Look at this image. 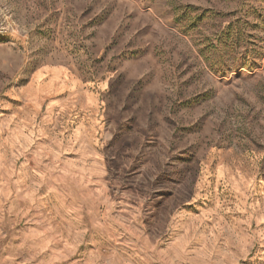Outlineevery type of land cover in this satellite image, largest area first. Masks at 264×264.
Instances as JSON below:
<instances>
[{
  "label": "rangeland",
  "instance_id": "obj_1",
  "mask_svg": "<svg viewBox=\"0 0 264 264\" xmlns=\"http://www.w3.org/2000/svg\"><path fill=\"white\" fill-rule=\"evenodd\" d=\"M0 264H264V0H0Z\"/></svg>",
  "mask_w": 264,
  "mask_h": 264
},
{
  "label": "crops",
  "instance_id": "obj_2",
  "mask_svg": "<svg viewBox=\"0 0 264 264\" xmlns=\"http://www.w3.org/2000/svg\"><path fill=\"white\" fill-rule=\"evenodd\" d=\"M162 1H163V0H156V3H159V2H160V3H161V7H162ZM166 5H167V4H166ZM161 21H163V20L161 19ZM22 36H24V35H22ZM18 43H19V42H18ZM23 46H24V45H23Z\"/></svg>",
  "mask_w": 264,
  "mask_h": 264
}]
</instances>
